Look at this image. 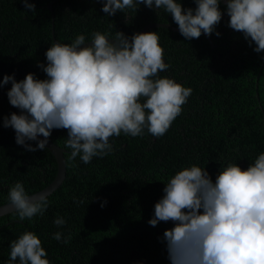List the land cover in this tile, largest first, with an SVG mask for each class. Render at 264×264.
<instances>
[{"label":"trees","instance_id":"1","mask_svg":"<svg viewBox=\"0 0 264 264\" xmlns=\"http://www.w3.org/2000/svg\"><path fill=\"white\" fill-rule=\"evenodd\" d=\"M178 2L184 9L196 7L195 0ZM27 3L34 10L22 0H0V81L4 75L20 81L28 73L46 79L39 65H47L45 53L55 40L71 44L84 35L86 42L96 32L115 39L118 31L131 38L151 22L178 27L170 13L144 4L109 16L102 11L103 0ZM220 9L221 22L209 36L213 45L204 34L186 40L168 28L146 31L158 34L169 65L158 77L192 89L163 136L147 128L137 137L121 132L110 137L107 155L85 164L65 146L67 130H52L49 139L68 150L66 177L48 196L42 215L21 220L13 211L0 216V264H19L10 261V245L25 232L40 238L50 264H170L163 234L172 222L148 223L165 184L192 165L206 169L215 181L229 163L246 169L264 153V52H255L254 43L228 26L226 0H220ZM10 88L11 81L0 86V205L9 202V189L17 182L31 194L48 185L57 171L46 147L29 151L16 143L13 128L4 127L5 117L20 113L9 102ZM26 143L36 146V141ZM57 217L64 225L54 223ZM58 231L61 240L53 238Z\"/></svg>","mask_w":264,"mask_h":264},{"label":"clouds","instance_id":"2","mask_svg":"<svg viewBox=\"0 0 264 264\" xmlns=\"http://www.w3.org/2000/svg\"><path fill=\"white\" fill-rule=\"evenodd\" d=\"M22 2L34 10V4ZM140 4L170 13L186 40L210 36L223 15L220 0H195V9H184L178 0H103L102 11L111 16L135 11ZM226 11L228 26L254 43L255 52H264V0H226ZM91 41L86 45L85 36L77 35L71 44L49 47L47 65H39L46 79L33 73L20 81L4 75L0 86L11 81L9 102L20 109L4 118V127L14 129L17 144L43 150L52 130L64 129L71 157L79 155L87 164L112 150L110 137L121 132L142 136L145 128L163 136L182 112L192 89L158 77L169 65L156 32L129 38L118 31L112 40L96 32ZM26 141H36V146ZM163 193L148 223L155 227L172 222L163 234L170 264H264V153L246 169L229 163L215 181L199 166L184 168L165 184ZM49 194L30 195L17 182L9 189L7 209L21 220L31 219L44 213ZM54 223L59 227L65 221L57 217ZM53 238L61 240L62 233ZM69 240L70 234L64 242ZM10 247V261L50 264L33 232H25Z\"/></svg>","mask_w":264,"mask_h":264},{"label":"water","instance_id":"3","mask_svg":"<svg viewBox=\"0 0 264 264\" xmlns=\"http://www.w3.org/2000/svg\"><path fill=\"white\" fill-rule=\"evenodd\" d=\"M47 8L52 11V3L51 2L47 5ZM52 16H53V13H52ZM152 27H163V28H168V29H171L173 31L179 32V29H178L177 26H174V25H172V24H170L168 22H151V23H148V24L144 25L141 28L139 33L146 32L149 28H152ZM52 33H53V30H52ZM205 36L208 38L209 42L212 43L211 38L209 37V35H205ZM108 38L110 40L113 39L111 37H108ZM91 42L92 41L89 40V41H86L85 44L86 45H90ZM55 43H58V42L55 40ZM212 45H213V43H212ZM38 139H43V136L38 137ZM46 148L52 153V155L54 156V158L56 160V164H57L56 175H55L54 179L48 185H46L44 188H42V189H40V190H38V191H36L34 193H38V192H42V191L47 190L50 194H52V192L56 188L59 187V185L63 182V180L66 177V161H65L64 154L66 152H68V150H66L65 148L57 145L56 143H54L49 138H48V143L46 145ZM34 193H31L30 195H32ZM8 204H9V202L0 205V216L13 212L12 210L7 209V205Z\"/></svg>","mask_w":264,"mask_h":264},{"label":"bare ground","instance_id":"4","mask_svg":"<svg viewBox=\"0 0 264 264\" xmlns=\"http://www.w3.org/2000/svg\"><path fill=\"white\" fill-rule=\"evenodd\" d=\"M47 181V180H46Z\"/></svg>","mask_w":264,"mask_h":264},{"label":"flooded vegetation","instance_id":"5","mask_svg":"<svg viewBox=\"0 0 264 264\" xmlns=\"http://www.w3.org/2000/svg\"><path fill=\"white\" fill-rule=\"evenodd\" d=\"M49 4V3H48Z\"/></svg>","mask_w":264,"mask_h":264}]
</instances>
